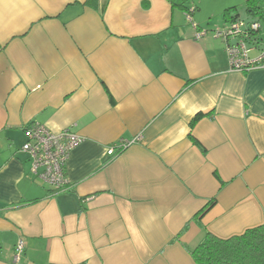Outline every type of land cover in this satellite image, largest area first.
<instances>
[{
    "label": "crops",
    "instance_id": "0c3cea01",
    "mask_svg": "<svg viewBox=\"0 0 264 264\" xmlns=\"http://www.w3.org/2000/svg\"><path fill=\"white\" fill-rule=\"evenodd\" d=\"M247 1L0 0V264H196L264 225V68L214 36ZM34 124L83 139L65 191L30 174Z\"/></svg>",
    "mask_w": 264,
    "mask_h": 264
},
{
    "label": "built area",
    "instance_id": "2783aa9c",
    "mask_svg": "<svg viewBox=\"0 0 264 264\" xmlns=\"http://www.w3.org/2000/svg\"><path fill=\"white\" fill-rule=\"evenodd\" d=\"M191 8L186 17L197 30V38L207 35L208 31L199 29L193 22ZM258 22H246L238 19L229 23L222 29L214 31V36L221 39L227 48L230 67L232 71L246 72L257 68H264V50L260 56L251 58L253 50L248 46L256 34L261 30ZM26 143L22 152L27 156L30 164V174L37 180L50 186L54 192L65 191L70 182L65 175V167L71 152L79 146L83 139L69 130L54 133L45 126L34 124L25 130ZM131 143L122 142L119 148L110 147L107 150L109 156H116L127 148ZM16 257L18 261L25 251L24 240L16 245Z\"/></svg>",
    "mask_w": 264,
    "mask_h": 264
},
{
    "label": "trees",
    "instance_id": "16d2710c",
    "mask_svg": "<svg viewBox=\"0 0 264 264\" xmlns=\"http://www.w3.org/2000/svg\"><path fill=\"white\" fill-rule=\"evenodd\" d=\"M187 2L188 0H176L174 4L188 10ZM246 6L247 14L255 20L254 22L261 24L264 20V0H249ZM230 11H227V17ZM238 19L240 17L236 15L230 23ZM261 30L256 34L257 36ZM209 207L207 206L199 216ZM190 253L196 264H264V225L228 239H221L207 233L205 241L190 250Z\"/></svg>",
    "mask_w": 264,
    "mask_h": 264
},
{
    "label": "rangeland",
    "instance_id": "374dc122",
    "mask_svg": "<svg viewBox=\"0 0 264 264\" xmlns=\"http://www.w3.org/2000/svg\"><path fill=\"white\" fill-rule=\"evenodd\" d=\"M240 16H241V18H242L244 21H246V22L252 21L251 19H253V18H251V17L247 14L246 9L240 11ZM261 25H262V30H261V32H260L258 35H259V36H260V35L262 36V42H261V43L264 44V20L261 21ZM254 55H255V54H254ZM38 181H39V180H38ZM40 182H41V181H40ZM41 183H43V182H41ZM43 184H45V183H43ZM45 185H46V184H45ZM47 186H48V185H47ZM49 187H50V186H49Z\"/></svg>",
    "mask_w": 264,
    "mask_h": 264
}]
</instances>
